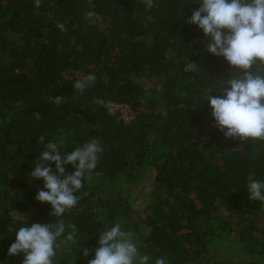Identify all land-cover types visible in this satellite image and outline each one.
Instances as JSON below:
<instances>
[{"label":"trees","instance_id":"obj_1","mask_svg":"<svg viewBox=\"0 0 264 264\" xmlns=\"http://www.w3.org/2000/svg\"><path fill=\"white\" fill-rule=\"evenodd\" d=\"M198 7L194 0H154L150 10L141 0H42L39 7L0 0V263L23 258L7 255L19 227L62 219L77 232L71 242L64 239L70 229L58 238L60 264H87L98 235L115 223L148 264L161 257L264 264V204L247 192L249 179L264 181V142L225 138L213 126L204 98L219 96L234 69L203 51L202 30L185 23ZM87 74L95 83L76 91ZM110 103L128 105L135 118L109 115ZM41 135L63 137L62 155L92 138L104 149L78 204L59 218L35 199L43 180L28 175L44 148L36 143ZM150 176L154 201L141 212L123 190ZM225 230L234 244L211 246ZM232 252L238 261L221 258Z\"/></svg>","mask_w":264,"mask_h":264},{"label":"clouds","instance_id":"obj_2","mask_svg":"<svg viewBox=\"0 0 264 264\" xmlns=\"http://www.w3.org/2000/svg\"><path fill=\"white\" fill-rule=\"evenodd\" d=\"M42 0H34L39 7ZM199 7L185 20L195 24L204 34L203 51L223 57L234 69L231 77L222 80L216 89L219 96L206 95L212 109L213 126L225 138L264 142V0H194ZM147 9H152L154 0H141ZM57 28L64 32L63 22ZM96 81L94 74H87L76 80L74 89L83 92ZM50 102L59 106L63 97L52 96ZM94 103L106 106L101 98ZM114 114L109 109V115ZM44 148L34 162V169L28 173L31 180H43V187L35 196L36 201L51 206L50 216L62 217L79 202L76 193L84 186V181H92V170L98 163V154L103 152L101 143L92 138L71 152L61 154L64 138L45 142L41 135L36 141ZM55 163V170L51 167ZM74 171H66L67 165ZM247 192L250 201L264 204V181L249 179ZM66 229H70L64 236ZM75 224H65L60 219L55 223H32L15 231V241L7 250L8 256L23 253L22 264H54L58 238L64 236L68 242L74 240ZM98 247L94 258L87 264H148L149 255H141L132 234L122 230L120 223L98 235ZM90 250L83 249L88 257ZM155 264H167L164 258H157Z\"/></svg>","mask_w":264,"mask_h":264},{"label":"rangeland","instance_id":"obj_3","mask_svg":"<svg viewBox=\"0 0 264 264\" xmlns=\"http://www.w3.org/2000/svg\"><path fill=\"white\" fill-rule=\"evenodd\" d=\"M120 104V103H119ZM118 104L113 106L111 104V110L114 112H119V117L123 118L127 122H130L135 118V112L130 109V107L126 106L125 104L120 105ZM153 180L151 179V176L144 179L142 177L137 178L134 183H127L124 187V194H129L130 199L133 201L134 206L139 209L141 212H145V209L148 204H150L152 201H154V193H153ZM220 217L217 218L218 222L220 223ZM205 222V221H204ZM215 222V221H213ZM212 221H207V224L210 226H213ZM232 223L236 226L235 222L231 220ZM261 222H264V216L261 218ZM218 232V231H217ZM234 233H231L230 230L222 231L220 236L215 237L211 241V246L222 249L225 246L228 247L231 244H234ZM233 254V255H232ZM226 256V257H225ZM238 256V255H237ZM235 252H232L231 254L223 255L221 258L225 261H233L237 260V257ZM73 258V257H72ZM23 258H19L13 261H10L8 263H0V264H22ZM54 264H60L59 261L56 259V257L53 258ZM74 260L69 259L68 264H73Z\"/></svg>","mask_w":264,"mask_h":264},{"label":"built area","instance_id":"obj_4","mask_svg":"<svg viewBox=\"0 0 264 264\" xmlns=\"http://www.w3.org/2000/svg\"><path fill=\"white\" fill-rule=\"evenodd\" d=\"M111 104L113 105V106H115L116 104H118L119 106L120 105H123V104H119V103H110V106H111ZM119 106H116V107H119ZM126 106H128V105H126ZM129 107V106H128Z\"/></svg>","mask_w":264,"mask_h":264}]
</instances>
